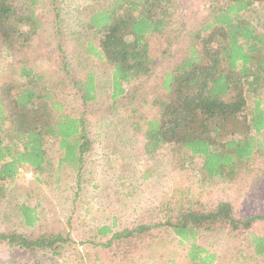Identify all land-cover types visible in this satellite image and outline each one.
I'll return each mask as SVG.
<instances>
[{
    "label": "trees",
    "instance_id": "trees-1",
    "mask_svg": "<svg viewBox=\"0 0 264 264\" xmlns=\"http://www.w3.org/2000/svg\"><path fill=\"white\" fill-rule=\"evenodd\" d=\"M40 1L0 0L3 218L10 206L8 188L20 171L30 173L35 182L49 176L53 164L81 171L83 155L94 149L86 112L99 111L92 105L96 99L94 77L90 75L82 83L70 70L64 76L60 67L43 72L40 62L44 60L39 61L31 52L41 31L42 17L35 13ZM177 5H182V0H110L96 4L85 14L93 36L86 54L109 72L112 109H119L123 100L133 101L128 107L131 116L124 124L132 147L137 144L142 156L170 147L183 164L194 158L201 160L200 183L218 180L226 185H243L242 164L256 152L260 145L257 136L264 131L263 100L258 98L259 86H264V0H208L202 18L181 25L175 16ZM164 54L167 69L153 77L154 57ZM44 56V63L53 62L51 55ZM70 84L81 95L79 116L66 113L63 97ZM129 86L131 96L126 91ZM147 96L152 97L148 100ZM141 102L148 107V115L142 111ZM134 103L137 107L132 109ZM115 142L106 145L114 156ZM50 144L61 151L57 161L47 156ZM190 196L158 222L117 233L102 225L96 230L97 240L106 260L128 264L138 251V246L132 245L155 242L165 234L186 249L190 264H228L225 257L217 259L204 250L206 239L217 236L240 248L238 253H244L245 259L263 261L264 213L240 216L226 202L205 208L200 194L191 192ZM17 214L25 227L37 223L36 211L29 206H17ZM69 239L68 234L50 233L31 241L25 235L0 233V244L30 254L43 250L62 255L64 245L73 244ZM74 261L85 262L77 255Z\"/></svg>",
    "mask_w": 264,
    "mask_h": 264
},
{
    "label": "rangeland",
    "instance_id": "rangeland-1",
    "mask_svg": "<svg viewBox=\"0 0 264 264\" xmlns=\"http://www.w3.org/2000/svg\"><path fill=\"white\" fill-rule=\"evenodd\" d=\"M109 1L41 0L36 8V15L42 17L41 31L32 44L31 52L39 61H45V54L53 59V62H40L42 71L49 72L60 67L64 76L70 70L71 75L77 77L76 81L82 83L88 76L94 77L96 99L92 105L99 111H86L90 118L87 131L93 139L94 149L89 155H83L81 171L71 166L58 167L53 164L49 176L38 182L27 171H20L8 188L10 206H7L5 218L1 215L4 207L0 208V233L25 235L31 241L50 233L68 234L72 246L64 245L66 250L62 255L53 256L43 250L30 254L3 243L0 244V264H77L74 261L76 255L83 257L84 264H111L98 245L101 242L97 240V229L108 225L113 233H117L142 223L158 222L163 220L169 209L179 207L187 198H191V192L196 196L200 194L205 208L226 202L240 216L264 213V131L257 136L260 145L256 152L248 162L242 164L240 176L244 177L243 185H226L218 180L200 183L203 178L201 160L194 158L183 164L178 157L175 158L170 147L160 149L151 156H142L137 144L132 147L133 142L126 133L124 122L131 116L132 111L128 107L133 101L123 100L119 109L113 110L109 72L86 54V45L93 36L87 28L85 14L96 4L103 5ZM177 6L175 16L180 20V25L193 24L194 20L206 14L208 0H182V5ZM165 56L167 54L154 57L153 77L156 75L154 73L167 69L168 59L162 60ZM65 64L67 70H63ZM133 85L136 86V83ZM131 86L126 90L130 96ZM151 97L147 96V99ZM259 97L263 100L264 108V86H259ZM63 100L66 113L81 115V95L71 84ZM252 101L253 95L248 101L249 107ZM134 105L132 109L137 107V104ZM141 107L148 115L149 109L145 103L141 102ZM112 140L118 145L115 156L106 149ZM46 153L54 161L61 156L56 144H50ZM22 204L36 211L38 220L33 227H25L19 220L17 206ZM100 241L106 240L100 238ZM146 241L131 246H138V251L128 264H190L186 259V249L174 237L164 234L155 242ZM203 246L217 259L225 257L228 264L264 263L263 258V261L259 258L245 259L244 253H238L240 248L218 236L215 239L207 238Z\"/></svg>",
    "mask_w": 264,
    "mask_h": 264
}]
</instances>
